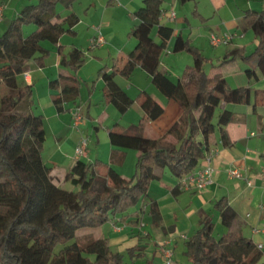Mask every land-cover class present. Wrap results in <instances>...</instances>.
<instances>
[{
    "label": "trees",
    "instance_id": "1",
    "mask_svg": "<svg viewBox=\"0 0 264 264\" xmlns=\"http://www.w3.org/2000/svg\"><path fill=\"white\" fill-rule=\"evenodd\" d=\"M74 1L36 0L25 5L0 35V264H151L140 243L121 252L113 250L106 237L83 242L78 240L77 232L100 228L113 216H124L135 207L148 196L150 185L157 178L156 167L168 168L179 179L202 167L217 129L223 143H228L226 126L233 120L234 112L225 105L248 103L251 95H259V91L251 86L231 87L219 75L210 77L205 70L208 58L179 33L173 51L191 53L194 64L177 79L161 70V56L175 29L160 21L164 0H143L134 12L139 23L130 32L138 43L126 63L116 59L112 67L103 66L98 71L105 81L103 97L124 114L135 99L117 83L115 76L120 73L130 77L140 66L167 99L178 102L182 113L166 133L148 137L144 134L146 123L159 118L165 108L146 91L140 92L136 100L145 113L142 120L127 127L116 122L108 131L114 147L110 163L122 164L124 149L139 152L134 175L127 178L109 163L79 159L65 175L75 190L61 188L42 156L46 138L44 117L34 111L33 85L20 82L19 76L30 70L31 62L45 66L50 49L42 42L49 41L63 53L60 38L73 30L57 22V5L70 7ZM68 20L74 24L78 18L71 14ZM29 25L36 28L26 33L24 27ZM155 27L160 41L154 39ZM242 28L252 30L259 38L258 44L249 54L243 47L231 48L221 65L241 58L247 64V76L259 78L258 71L264 75V9L245 10ZM84 61L85 53L78 48L62 57L61 62L71 73L50 82L52 89L59 90L53 99L59 112L79 96L81 81L76 73ZM219 108L224 109L219 112ZM214 207L223 224L230 226L237 213L227 197L216 200ZM149 214L158 225L161 212L155 200ZM214 229L213 217L205 215L186 241L189 264H234L231 241L244 242L248 251L253 247L242 235L216 237Z\"/></svg>",
    "mask_w": 264,
    "mask_h": 264
},
{
    "label": "crops",
    "instance_id": "2",
    "mask_svg": "<svg viewBox=\"0 0 264 264\" xmlns=\"http://www.w3.org/2000/svg\"><path fill=\"white\" fill-rule=\"evenodd\" d=\"M0 1L5 4L4 18L0 22V35L7 29L12 19L23 6L36 2V0ZM168 1L164 0L162 3L163 16L161 15L160 21L161 23L172 26L175 29V34L169 43L168 49L161 56L160 69L173 77V66L168 63L169 61L167 62V60H172V57L168 54L173 52L176 54L180 53L183 56V53L187 52L173 51L176 35L179 33L184 38L189 39L208 58V61L212 65L211 70L207 73L210 77L219 75L225 78L231 87L251 86L259 91V95L253 93L248 103H230L225 105V107L234 112V118L226 126L228 134L227 144L223 143L221 133L218 129L211 136L210 148L217 150L216 154L212 157V164L216 170L215 180L212 184L202 190L181 189L178 186L179 178L175 177V181L171 183L165 180L166 169L168 168L156 167L155 173L157 178L152 181L148 196L141 199L124 216L120 214L113 216L109 222L98 228L101 234L100 237L108 238L110 244H112L111 239L113 238L116 246L124 243L126 247L118 248V250L123 249L122 251L140 243L144 248L147 258L153 261V264L158 255V260L163 264L164 260L160 252V243L170 241L174 249L175 257L177 249L182 243H186L195 233L201 219L205 215H211L213 217L215 227L219 223L215 219L217 215L223 224L221 214L214 205L216 200L227 197L229 204L236 211L237 216L230 226L223 224L227 228L223 234L242 235L249 239L252 245L256 247L257 244L261 243L263 244V248L260 251H262L261 254H264V182L259 177V172L264 163V75L258 71L259 78H249L245 73L247 64L241 58L221 65L222 59L228 50L236 47H243L247 50V44L243 42L242 37H239L240 39L237 42L232 41L219 46L211 43L210 34L215 33V31L210 23L211 16H207V13L204 11L205 7H202L201 3L204 0H191L185 3H182L180 0H175L171 4H168ZM214 1L216 6L213 12L214 16H216L215 12L220 11V5L227 7L228 0ZM245 1V5L241 6L230 2L231 6L228 9L232 10L236 22L234 24L235 28L232 29L233 32H239V24L242 26V18L245 10L252 9L260 11V9L254 7L250 0ZM188 3H193V6L191 4L188 6L189 11L191 10L190 15L185 11V5ZM207 4H211V1L209 0ZM142 5L143 0H75L70 7L59 3L57 10L60 17L57 19V22L61 23L65 28H71L73 30V33L66 32L60 38V44L64 48L63 53H59L57 47L52 45V48H50V56H52L53 51L58 53L53 65L48 66V59L43 67L31 62L30 70L19 76L20 82L32 84L33 87L39 81H43L46 85V98L39 97L38 101L34 99V103L36 102L37 105L39 104V106L47 108L45 110L49 109L52 113L51 118L54 117L56 121L50 129L53 136V150H48L46 146L49 139V129L44 121L46 138L42 146V156L45 163L52 167V174L56 177V182L59 185H67L70 183V181L65 179V175L79 159L89 163L96 161L109 163L119 172L118 168L124 167L131 157L136 167L139 152L134 149H124L125 159L122 164L110 163V156L114 147L110 143V140H107L104 145L99 129L105 126L107 131H109L116 122L126 127L131 124H138L145 116L139 101L136 100L142 91H146L160 103L162 102L161 100L167 98L153 84L152 78L148 73L140 66H137L130 77H125L120 73H117L115 76L117 83L131 98L135 99L132 106L124 114H121L114 104L105 101L103 97L105 81L99 77L98 71L103 66L112 67L116 59H119L123 65L126 63L128 55L138 43V40L130 35V32L139 23V19L135 16L134 12ZM172 11L175 12L176 17L171 20L169 19V15ZM71 14H74L78 18L74 24L68 20ZM193 19L199 20L200 22L201 30H199V34L197 35L193 33L195 23ZM226 21L224 23L228 25L230 22L228 20ZM31 27L36 28L33 25L25 26V32ZM222 30L219 31L220 34L225 32ZM31 31H28V33ZM99 35H102L106 42L103 45L92 46V39ZM153 36L156 41H160L157 36L156 27L153 29ZM74 48H78L84 51V53L88 49L94 52L93 56L96 59L93 62H95V67L98 70L93 80H81L79 77V73L83 70L82 67H86L87 64L83 65L77 71L76 75L81 81L79 96L75 101H71L65 105L67 108L65 111L59 112L53 101L54 97L59 93V90L52 89L50 82L57 79L61 74L68 75L71 73V69L61 61L62 57L64 55L69 56L71 50ZM68 49L71 50L67 54ZM163 55L165 56L163 57ZM239 60L242 62H239ZM187 62H192L191 64L193 65L194 58L192 57L191 59L187 56ZM232 65L237 66L232 67ZM178 74L177 77L173 78L177 79L182 75L181 73ZM140 76L141 78H145L144 81L140 80ZM119 78L125 82H120ZM172 100L168 99L169 107H164V112L168 111L167 109L169 108H173L174 112L172 116L170 118H164L163 113L156 120L146 123L144 127V134L146 136L156 138L163 135L179 119L182 109L180 105L178 108L173 103L171 104ZM110 105H114L121 115L120 117L118 115L116 117L117 121L111 124L110 120L115 118H110ZM77 106H80L82 111L84 110L83 114L85 118L83 124L86 121H91L93 124L95 122L97 123V125L94 124L96 137L88 131L80 129L82 125L79 129L73 130L69 124V120L65 118L68 115L70 122H73L72 109ZM222 109L224 108H219V112ZM134 115L135 117L132 118L131 116ZM82 135L89 136L90 145L87 156L78 157L75 153V148ZM169 138L172 137L170 136ZM93 145L95 148H93ZM132 150L137 152L132 153ZM205 163L204 159L201 165L203 166ZM233 166L242 170V178H235L229 175L228 170ZM119 173L129 178L127 173L123 171ZM156 180H158L156 188L160 191L164 190L170 200L168 210H170L171 218L168 221L165 218L164 205L161 197L151 193V188L155 186L153 184ZM248 180L252 181L251 185L248 184ZM154 200L157 202L161 212V220L158 225L153 223L151 216L148 214L150 204ZM141 216H143V224L136 225V222ZM256 229H259V231H256ZM112 234H115L116 237H113ZM233 242L237 243L236 245L240 249L241 254H251L248 253L247 246L244 242L240 240ZM242 245L246 247L245 250H243ZM111 247L113 246L111 245ZM182 248L183 254L186 256V244H183Z\"/></svg>",
    "mask_w": 264,
    "mask_h": 264
},
{
    "label": "rangeland",
    "instance_id": "3",
    "mask_svg": "<svg viewBox=\"0 0 264 264\" xmlns=\"http://www.w3.org/2000/svg\"><path fill=\"white\" fill-rule=\"evenodd\" d=\"M209 0H204L202 1V7H205L204 11L207 13L206 15L207 16H211L210 18V23L211 25L214 27V31L215 33H219L220 34V30L222 31H225V32H222L221 34L223 33H226V32H233L232 29L235 28V16L233 15L232 13V10L228 9L231 5H230V2H234V4H239L240 6L241 5H245L246 1L245 0H228L227 1V7H224L222 5H220V11H216L215 14L216 16H214V10H215V6H216V3L214 0H210L211 1V4H207ZM254 7H256L257 9H264V0H250ZM175 0H169L168 1V4H171V3H174ZM210 3V2H209ZM189 4H191L193 6V3H188L187 5H185V11H187L186 13H189L190 15V12L191 10L189 11V7L190 6ZM236 5H233V6H236ZM60 6V5H59ZM61 7V6H60ZM191 9H193V7H191ZM229 11V12H228ZM194 20V28H193V33L194 35H197L199 34V30H201V27H200V22L199 20H196V19H193ZM228 20L230 23L228 25H226L224 23V21ZM227 22V21H226ZM240 25V30L239 32L240 33H243L245 32V35L244 37H242L241 39L243 40L244 43L247 44V50L245 51L247 54L251 53L256 45L258 44L259 42V38L255 35V33L252 31V30H247V31H244L241 24ZM34 28L31 27L29 29H27L26 33H28V31H31L33 30ZM220 29V30H219ZM240 38H235L234 39V42H237V40H239ZM252 40H254V42H252ZM42 44L44 46H49V49L52 48V45L49 41H44L42 42ZM54 46V45H53ZM64 50V49H63ZM71 49H68V51L66 52L67 54L70 52ZM94 52H92L91 50H87V52L85 53V61H84V64H87L86 67H84L83 65V70L82 72L79 73V77L81 80H84V79H91L93 80L94 77L96 76V72L98 70V68L95 67V62H93L94 59H96V57L93 56ZM184 55L182 56L180 53L176 54V53H173V52H170L168 55L172 57V60H167V62L173 66V77H177V75H179L178 73H181L183 75L184 71L188 68V67H191L193 66L191 63H188L187 62V56H189L191 59H192V54L189 53V52H185L183 53ZM50 55H51V50H50ZM46 59L47 60V63H48V66H51L53 65L54 61H55V58H57L58 56V53L53 51V54L52 56H50ZM166 55V56H168ZM165 55H163L164 57ZM242 60V59H241ZM241 60H239V62H242ZM33 63V62H32ZM189 65V66H188ZM244 65V63H243ZM233 66H237V65H232ZM212 68V65L210 64L209 61L205 62V69L207 71V73H209V71L211 70ZM22 79V77H20ZM141 81H144L145 78H141V76L139 77ZM119 81L120 82H125L123 79H120L119 78ZM34 88V97L33 99H36V101H38V98L39 97H42V98H46L45 96V92H47L46 90V85L43 83V81H39ZM1 89H0V95H1ZM49 99V98H48ZM80 99V98H79ZM84 99V98H83ZM85 101V100H83ZM162 104L164 105V107H169L168 106V99H163L161 100ZM36 103V102H35ZM33 105L34 107V111L38 114H42L43 117H44V121L46 123V126L47 128L49 129V139H48V142L46 144L48 150H53V147H54V144H53V136L50 132V129L52 126H54L55 124V118H51V115L52 113L50 112V110H45L47 108L45 107H41L39 106V104L37 105V103ZM174 104L175 106H177L179 108V104L178 102L172 100L171 101V104ZM110 110L109 112L110 113V118L113 119V117L115 119L113 120H110V124L111 123H114L115 121H117V118L118 115L119 117L121 116L120 113L117 111V109L115 108L114 105H110ZM168 111L164 112V115L165 116L164 118H170L174 112L173 108H169L167 109ZM84 111V110H83ZM132 118L135 117L134 116H131ZM65 118H67L69 120V124L72 126L73 130H77V128L73 125V122H70V118L68 115L65 116ZM84 122V121H83ZM94 124L97 125V123L95 122ZM94 124L91 122V121H86L85 124H82V126L80 127V129H84L85 131H88L89 133H91V135L93 134L95 137H96V132H95V127H94ZM99 133H100V136L102 138V141L104 142V145H105V142L108 139V131L107 129L105 128V126H103L102 128L99 129ZM93 148H95V146L93 145ZM135 153L137 151H134L132 150V153ZM134 160L133 158H129L126 165H124V167H119L118 170L119 172L120 171H123L124 173H127L128 174V177L131 178L135 171H136V167H135V164H134ZM166 176H165V180L168 182V183H171L172 181L174 182L175 181V176L172 175V173L169 171V169H166ZM53 179H54V182L57 184L56 182V177L53 175ZM158 180H156L154 182L153 185H155L154 187L151 188V193L153 195H157V196H160L161 197V200H162V203H163V209H164V214H165V218L168 220H170L171 218V215H170V210L169 209V197L168 195L166 194V192L164 190H158V188H156L157 186V183ZM58 186H60L61 188H64V189H68V190H72L74 189L75 190V187L71 184V183H68L67 185H59L57 184ZM149 214V213H148ZM150 215V214H149ZM152 218V217H151ZM216 220L219 221V223L216 225L215 229H214V235L216 237H220L223 235L224 231L226 232L227 228L221 223V221L219 220V216L217 215ZM143 216L139 217L138 221L136 222V225H142L143 224ZM101 234L99 233V229L98 228H93V229H83V230H80L77 232V238L78 240H81L83 242H88L89 240L91 239H97V238H102L100 237ZM113 237H116L115 234H112ZM112 238V237H111ZM111 245L113 246L112 248L116 251H122L121 249L118 250V248L120 247H123L125 246L124 243H122L121 245L119 246H116L115 245V240L112 238L111 239ZM185 245L186 243H182V245ZM230 250L232 251L235 259H236V262L234 264H262L264 262V254H261L262 251H260L261 249L257 248L255 245H253V247L248 251V253H251V254H241L240 252V249L237 247V243L236 242H230ZM182 245L177 249V254H175L176 256L173 258L175 263L177 264H183V263H188L189 264V260L188 259V256L185 254H183V248H182ZM126 247V246H125ZM243 247V250L246 249V247L244 245H242ZM186 251V249H185ZM123 252V251H122ZM159 258V255L156 256V259L154 260V264H161V262L158 260ZM126 260L128 261V255L126 256ZM161 261H163L161 259ZM177 261V262H176ZM152 264H153V261H152Z\"/></svg>",
    "mask_w": 264,
    "mask_h": 264
},
{
    "label": "built area",
    "instance_id": "4",
    "mask_svg": "<svg viewBox=\"0 0 264 264\" xmlns=\"http://www.w3.org/2000/svg\"><path fill=\"white\" fill-rule=\"evenodd\" d=\"M4 11H5V4L0 1V22L4 18ZM163 16V15H162ZM176 14L172 11L169 15V19H174ZM244 33L240 32H226L223 34L211 33L210 34V41L213 45L219 46L222 44H228L234 41L235 38L243 37ZM106 42L105 38L102 35L96 36L92 39L91 45L92 46H99L103 45ZM84 114L80 106H77L72 109V119L73 125L79 129V127L83 124L84 121ZM90 145V138L88 135H82L80 140L75 148V153L78 157H85L88 154V149ZM217 150L215 148H210L205 156V164L196 169L195 171L185 175L184 177L179 179L178 186L181 189H197L202 190L205 189L207 186L212 184L215 180V173L216 170L212 164V157L216 154ZM229 175L235 178H242L243 172L238 167H231L229 170ZM260 179L264 182V163L261 167L259 172ZM248 184L251 185L252 181L248 180ZM259 231V229H256ZM259 249L263 248V244H257ZM160 252L162 253L164 263L163 264H175L174 261V249L171 246L170 241H164L160 243Z\"/></svg>",
    "mask_w": 264,
    "mask_h": 264
}]
</instances>
